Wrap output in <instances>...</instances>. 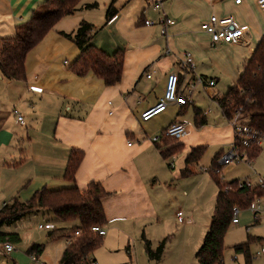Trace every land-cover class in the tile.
Masks as SVG:
<instances>
[{
	"label": "crops",
	"instance_id": "1",
	"mask_svg": "<svg viewBox=\"0 0 264 264\" xmlns=\"http://www.w3.org/2000/svg\"><path fill=\"white\" fill-rule=\"evenodd\" d=\"M45 1L0 0V40L14 37L16 27L28 22ZM88 4L97 6L86 7ZM111 4L116 13L109 17ZM99 6L102 8L94 11ZM78 7L73 14L61 18L29 51L24 80H7L0 72V210L16 197L24 201L30 199L35 191L44 187L56 190L75 184L85 190L95 181L110 193L104 199L108 220L103 227L105 241L113 237L112 231L126 234L136 242L143 234L149 239L153 235H149L148 226L160 223L161 219V204L155 193L160 182L158 172L170 158L164 159L150 138L162 134L173 122L184 120L180 116L188 106L169 104L167 110L158 115H162V120L168 118V124L161 130L153 122L158 116L144 122L142 112L164 97L171 73L179 75V93L189 104L194 103L198 88L210 94L211 88L220 82L235 85L245 63L264 37V11L259 8L258 0H241L240 3L235 0H170L164 8L175 24L164 36L159 25L145 24L146 19L157 22L162 16L145 0H82ZM212 14L232 16L238 24L248 26L243 42L213 45L211 36L201 27ZM82 21L92 23L98 30L95 35L94 31L92 33L93 43L98 48L108 54L124 51L123 75L116 85H106L92 71L79 76L70 68L81 50L67 34L75 35ZM185 52L194 56L193 71L179 65ZM212 80L215 85L210 87ZM212 94L213 99L224 93ZM15 111L24 116L23 123L18 121ZM207 113L204 112L205 125L189 124L187 134L176 142L181 143L183 149L188 144L187 155L192 148L202 145L194 137H201L209 128ZM221 132V142L231 144L232 128L228 125ZM26 137L29 147L24 149ZM261 145V153L252 161L247 160L253 171L247 178L240 179L252 186L264 180L263 140ZM72 148L85 153L74 184L64 177ZM184 167L178 174L181 175ZM172 185H167V189H173ZM262 202L264 197L260 198L261 214L264 213ZM180 211L184 217L181 209L177 213ZM184 222L185 217L181 223ZM4 226L0 232L12 233ZM129 228L133 230L127 231ZM161 230V227L157 229ZM94 258L103 264L101 259Z\"/></svg>",
	"mask_w": 264,
	"mask_h": 264
},
{
	"label": "trees",
	"instance_id": "2",
	"mask_svg": "<svg viewBox=\"0 0 264 264\" xmlns=\"http://www.w3.org/2000/svg\"><path fill=\"white\" fill-rule=\"evenodd\" d=\"M82 0H46L33 13L31 19L16 27V34L11 38L0 40V72L7 80H24L26 78V57L29 51L37 45L46 34L63 17L79 10ZM97 4H88L86 7L95 8ZM116 13L114 5L108 9V16ZM94 26L88 21H82L72 38L81 50L77 59L70 64L72 71L84 76L88 72H94L102 78L106 85H116L122 79L125 53L122 50L114 54H108L93 43ZM180 79V78H179ZM180 83V82H179ZM223 117L227 122L236 113L240 112L247 120V125L258 133V139L250 146H241L246 152L249 161L255 159L262 151L259 140L264 138V37L257 44L253 54L245 63L238 82L231 86L226 93L215 96ZM189 105V101L182 107ZM195 107V106H194ZM183 108L180 112L182 114ZM195 123L197 126L206 124V115L199 108H194ZM179 140L164 137L157 142V147L164 159L181 152L183 145ZM170 145V146H169ZM166 146H169L168 148ZM205 152V146L192 148L185 159V167L181 170L182 177H188L194 173L191 167L197 164ZM85 153L81 149L72 148L65 169L64 177L73 184L76 181V173L80 167ZM216 157L211 168V176L218 186L215 211L212 216L211 225L204 237L203 243L196 253L200 264H224V238L229 230L234 216V208L240 210L249 209L252 202L264 197V188L255 186L250 188L246 182L240 180L224 181L220 177L223 165ZM169 167L172 165L169 164ZM110 193L100 182H91L85 190H81L75 184L62 189H49L44 187L34 192L30 199L23 201L16 197L0 210V228L4 225L15 224L26 215L39 210L49 211L53 216L54 228L48 233L49 239H54L55 231L66 227H59L56 223L77 224L70 228L66 235V247L59 260V264H98L92 256L95 250L102 245L105 235H100L93 230L94 226L105 227L108 223L104 199ZM56 222V223H55ZM79 232V234H76ZM65 235V233H62ZM255 238L249 236V240L234 245L236 253L243 254L247 264H251L250 243ZM263 241L264 238H259ZM144 249L149 258L160 261L167 247V239L160 241L157 245L142 236ZM19 233L0 232V242H10L13 245L21 243ZM45 250L44 244L32 243L27 254L37 260Z\"/></svg>",
	"mask_w": 264,
	"mask_h": 264
},
{
	"label": "rangeland",
	"instance_id": "3",
	"mask_svg": "<svg viewBox=\"0 0 264 264\" xmlns=\"http://www.w3.org/2000/svg\"><path fill=\"white\" fill-rule=\"evenodd\" d=\"M100 8L102 7L99 6L94 11L98 12ZM93 31L94 35L98 31L95 26ZM231 85L233 84L220 82L211 88L210 94L204 88H198L193 96L194 103L189 104L188 110L180 116L184 121L195 126L194 108L208 112L209 128L203 132L201 137L196 135L194 137V140L200 141L201 146H205V152L201 160L191 167L195 170V174L184 178L178 174L180 169L184 167L188 144H186L187 148L180 153L177 152L178 154L171 156L166 165L162 166L158 172L160 182L155 193L161 204V219L160 223L149 225L147 230L149 235H153L149 239L154 245L167 239V247L162 261L158 262L148 257L141 238H138L136 242L130 240L126 234L115 233L114 231H112L113 237L107 242L103 239L102 245L95 250L92 256L101 259L103 264H200L196 253L210 227L218 194V186L212 179L210 171L216 157L220 156L217 162L221 164V157L231 149V144H224L219 138V136H223L221 129L226 128L229 124L211 95H213L212 93L223 94ZM161 116L153 120L160 130L168 124V118L162 120ZM25 129L31 130L32 128ZM31 136L34 137V131H32ZM262 140L264 141V138ZM22 147L24 149L29 147L27 137ZM168 163H173L174 166L169 167ZM252 171L250 163L244 159L223 165L219 175L225 181H232L245 179ZM176 174H178V178ZM170 183L173 184V189L168 190L167 185ZM22 200L25 199L22 198ZM262 205H264L263 202ZM180 209L184 212L186 218L184 223L179 222L176 216L177 211ZM259 216L260 220L256 222L254 212L251 209H245L240 211V224L234 225L231 223L224 238V264H247L245 256L236 253L233 247L236 244L248 241L249 236L255 238L250 243L251 264H264V256L257 255L264 244V240L259 241V238H264V213ZM53 219L54 216L49 211L39 210L26 215L15 224L5 225L4 229L6 231L19 233L22 241L19 244H14L16 249L12 254L5 253L2 249V242H0V264H59L66 247V235L77 222L65 224L55 222L58 227L62 225L61 227L68 229L55 231L59 235L54 239H49L48 233L51 230L45 226L53 222ZM40 225L44 227L40 228ZM160 227L162 230L158 232L157 229ZM132 230V228H129L127 231ZM62 233H65V235ZM32 243L45 245V250L39 256L38 261H32L31 256L27 254V250Z\"/></svg>",
	"mask_w": 264,
	"mask_h": 264
},
{
	"label": "built area",
	"instance_id": "4",
	"mask_svg": "<svg viewBox=\"0 0 264 264\" xmlns=\"http://www.w3.org/2000/svg\"><path fill=\"white\" fill-rule=\"evenodd\" d=\"M147 4L152 7L154 10L162 13L161 18L157 22L146 19L145 24L148 26L159 25L161 27V33L164 36L168 35L169 28L175 24L174 18L170 17L165 11V4L170 0H145ZM236 3H240L241 0H235ZM259 8L264 11V0H258ZM202 29L211 36L213 45L220 43H240L243 42V39L248 31V26H243L238 24L232 16H217L212 14L207 20L202 23ZM179 65L184 70L193 71L195 69V60L194 56L190 52H185L184 57L180 59ZM151 77V75H148ZM179 75L177 73H171L168 77L167 87L164 97L154 106L147 108L141 114V119L144 122L152 120L154 117L162 114L167 110L169 104H178L183 106L189 100L185 97H182L179 93ZM215 81H210L209 86H214ZM207 88V87H206ZM20 123L24 122V116L19 114L18 111H15ZM229 126L233 130V141L231 142V149L227 154H224L221 157V165H228L234 161L249 160L246 152L241 150V146H250L251 143L258 139V133L254 132L252 128L247 125V120L243 118V115L238 112L230 120H228ZM189 123L184 120H177L170 124L162 134L158 136L151 137L150 140L154 143L160 142L162 138H173L175 140L182 139L188 132ZM262 140H259L261 142ZM132 143H129L131 146ZM174 166V164H171ZM248 187L253 188L252 184L246 181ZM257 186L264 188V180ZM249 209L254 212L255 221L260 220V214L262 213V208L260 204V198L252 202ZM240 209L238 207L234 208V216L232 223L238 225L240 222ZM178 220L180 222L184 221L183 213L180 211L177 213ZM43 228V225L39 226ZM46 228L52 230L54 225L49 223L45 226ZM94 231H97L100 235H105L106 230L100 226H94ZM76 234H79L77 232ZM2 249L5 253L11 254L14 252L15 245L10 242H2ZM258 256H264V244L260 251L257 253Z\"/></svg>",
	"mask_w": 264,
	"mask_h": 264
}]
</instances>
